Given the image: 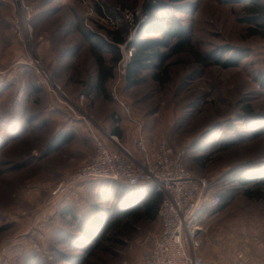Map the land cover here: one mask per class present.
Returning <instances> with one entry per match:
<instances>
[{"label": "rangeland", "instance_id": "rangeland-1", "mask_svg": "<svg viewBox=\"0 0 264 264\" xmlns=\"http://www.w3.org/2000/svg\"><path fill=\"white\" fill-rule=\"evenodd\" d=\"M19 1L30 9L29 18ZM258 1L264 11V0ZM169 15L190 34L191 50L166 61L169 76L163 84L149 68L128 85L132 47L126 42L160 39L157 31ZM252 15L247 0H0V264H26L37 245L48 258L42 264L79 261L73 257L86 256L79 249L98 233V225L82 218L103 223L129 205L122 196H112L109 181L101 178L62 195L58 206L51 202L50 190L93 153L94 135L106 137L102 127L110 133L119 127L118 141L134 154L138 130L151 144L164 139L185 149L186 168L209 183L198 210L199 254L206 262L238 264L239 253L249 262L261 260L264 199L254 183L242 185L237 179L264 177V27L250 20ZM123 28L126 42L116 44L120 61L105 99L84 84L92 82L95 68L91 38L82 31L105 36L107 30ZM213 53L223 61L239 59L228 66L199 61ZM39 68L59 90L40 82ZM60 129H73L76 137L46 152ZM227 189L232 198L226 207L212 208L208 199ZM65 205L81 223L58 215ZM160 229L157 216L121 229L120 241L108 234L86 264L137 263Z\"/></svg>", "mask_w": 264, "mask_h": 264}, {"label": "built area", "instance_id": "built-area-1", "mask_svg": "<svg viewBox=\"0 0 264 264\" xmlns=\"http://www.w3.org/2000/svg\"><path fill=\"white\" fill-rule=\"evenodd\" d=\"M19 4L29 18L30 9L22 1ZM27 18L24 16V20ZM39 73L40 82L59 90L60 87L51 81L44 69L39 68ZM93 139V153L50 190L51 202L58 206L62 195L99 178L122 181L132 188L153 186L163 193L158 211L161 229L151 245L142 252L140 260L132 264H210L199 254L198 238V210L206 198L209 183L186 168L185 149H176L164 139L148 144L139 130L132 138L138 154L123 146L113 134L106 137L95 134ZM218 202V195L209 199L212 206ZM237 258L238 264H264V257L249 262L239 253Z\"/></svg>", "mask_w": 264, "mask_h": 264}, {"label": "trees", "instance_id": "trees-1", "mask_svg": "<svg viewBox=\"0 0 264 264\" xmlns=\"http://www.w3.org/2000/svg\"><path fill=\"white\" fill-rule=\"evenodd\" d=\"M225 2H238L242 0H224ZM249 8H251V12L254 13L250 20H258L261 21L260 26L264 27V22L262 21L264 18V11L262 10V6L258 0H247ZM152 8L151 6H146V10L150 11ZM97 12L101 13L100 7L96 6ZM87 26V25H86ZM126 29L123 30H107L105 36L101 34V36L94 35L93 31L90 30H83L82 35L86 39H90V44L88 50L90 51V55L92 61L94 63V77L91 83H84L87 84L91 89L95 90L101 97L105 99H109V93L107 91V83L113 77V71L115 68L116 63L120 59V53L118 52V48L116 44H122L126 42ZM161 34V38L151 42H126L128 47H132L131 56L126 66V73H125V80L128 85H133L140 80V74L145 71L146 69L152 68V77L155 79L159 84H163L168 80L169 71L166 61L173 55L191 50V37L183 27L177 22V19L170 16L165 19V23L163 26H160L158 31ZM161 48L163 50H161ZM109 55V57L107 56ZM239 58H235L232 62L230 61H223L220 59V55H216L215 53L209 54L208 56L205 55L199 58V61L202 64H218L222 66H228L230 64H236ZM210 60V62H209ZM264 81V80H263ZM33 90L38 91L36 87H32ZM35 120V117L30 116L26 119L29 124H32ZM45 119L41 121L39 125L40 128H45ZM62 130V131H61ZM112 132L115 134H120L121 130L119 127H114ZM76 137L75 130L73 129H60L56 133H54L48 143L46 144V152H53L60 150L64 145L70 143ZM227 146L221 147L220 150L226 149ZM32 148L25 149V155L29 154L28 152ZM186 152V151H185ZM186 154V153H185ZM185 157V155H184ZM195 159H199L195 158ZM185 163V162H184ZM18 166V165H14ZM108 180L112 196L114 194L118 196H122L125 199V203H129L122 209L121 212L115 214L113 218L109 221H105L101 223L95 217L84 216L82 219L86 220L90 226L98 225L97 228V237L82 235L87 237L90 242L88 244L81 247L79 250H83L86 252V256L82 257L77 256L73 257V259H78L79 261L66 262L65 264H86L88 262V258L92 256V254L101 246L103 240H105V236L109 234V236H115L116 241H120L121 239L118 238L120 234H122L121 229L128 227L134 222L139 220H154L158 216L160 202L163 196L162 191L155 189L153 186H149L144 190H136L131 189L128 185H126L122 181ZM242 185H245L249 182L254 183L259 188V193L257 196L264 199V177H253V178H245L242 176L237 178ZM96 180V179H95ZM235 178L232 177L231 181H234ZM92 181V180H90ZM88 181V182H90ZM88 182L83 183L88 184ZM81 184V185H83ZM100 184V183H99ZM120 186V187H119ZM232 189H227L225 192H221L219 196V202L212 208L215 210H222L226 207L228 201L232 198ZM248 189L245 190L246 194H250ZM114 193V194H113ZM207 199V198H206ZM205 199V200H206ZM209 202V199H208ZM61 207L58 212L60 216H71L72 218H77L79 223L82 222L80 217H76L73 211L70 209L71 207ZM78 223V222H77ZM78 223V225H79ZM81 225H79L80 227ZM121 228V229H120ZM120 229V230H119ZM80 232L79 230H77ZM118 238V239H117ZM92 240V241H91ZM106 241V240H105ZM68 242V241H67ZM69 243V242H68ZM39 245L36 246L35 253H31L27 255L24 259V263L26 264H42L47 261L48 258H45L38 250ZM104 250H107L104 247ZM39 252V253H38ZM88 252V253H87ZM54 256L51 255V259ZM70 260L67 258V261Z\"/></svg>", "mask_w": 264, "mask_h": 264}, {"label": "crops", "instance_id": "crops-1", "mask_svg": "<svg viewBox=\"0 0 264 264\" xmlns=\"http://www.w3.org/2000/svg\"><path fill=\"white\" fill-rule=\"evenodd\" d=\"M89 128V127H88ZM106 132H108V135L109 134H113V135H115L116 137H119L120 138V134H121V132H120V134L118 135V134H115V133H113L112 131V133H110L108 130H106L104 127H102ZM110 130H112V129H110ZM103 131V130H102ZM104 133V132H103ZM90 134L92 135L93 134V131L91 130L90 131ZM105 135L107 136V134L105 133ZM121 139V138H120ZM124 141L126 140V142H127V139H123ZM147 142H148V144H151L150 143V141L149 140H147ZM121 143V142H120ZM134 149V148H133ZM134 152L136 153V151H135V149H134ZM136 154H138V153H136ZM85 158V157H84ZM82 161V160H81Z\"/></svg>", "mask_w": 264, "mask_h": 264}]
</instances>
